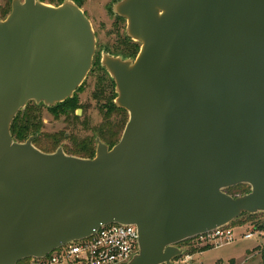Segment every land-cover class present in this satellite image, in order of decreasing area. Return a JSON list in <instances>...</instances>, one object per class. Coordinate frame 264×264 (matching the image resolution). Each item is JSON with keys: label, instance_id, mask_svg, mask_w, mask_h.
<instances>
[{"label": "water", "instance_id": "95a60500", "mask_svg": "<svg viewBox=\"0 0 264 264\" xmlns=\"http://www.w3.org/2000/svg\"><path fill=\"white\" fill-rule=\"evenodd\" d=\"M113 13L140 48L102 58L127 121L92 159L10 132L29 102L73 97L92 66L89 20L71 0H12L0 20V264L107 224L137 229L127 264H173L180 243L264 213V0H121Z\"/></svg>", "mask_w": 264, "mask_h": 264}, {"label": "rangeland", "instance_id": "374dc122", "mask_svg": "<svg viewBox=\"0 0 264 264\" xmlns=\"http://www.w3.org/2000/svg\"><path fill=\"white\" fill-rule=\"evenodd\" d=\"M20 1L22 2L23 0ZM11 2L12 0H0V20L5 19L2 17L3 11H8L7 15L9 14ZM114 4L113 0H83L80 6V9L91 24L95 38V51L91 69L79 87L81 90H76L79 96V103L82 106L81 111L78 109L80 113L79 120L85 121L86 126L83 128L78 127V130L72 132L71 127L67 128L63 117L56 119L49 116L44 108L42 114L43 133L52 134L61 131L69 135L76 133L79 138L86 136L92 138L95 136V129L103 121V117L101 110L97 108L90 94L93 87L96 88L95 82L101 79L98 75L99 72H92L93 64L98 58L102 59L103 56L113 57L116 54H126L127 48L129 47L130 49L132 44L127 37L126 22L118 21V16L113 13ZM128 60L131 61L132 59ZM102 82L103 84L105 83V81ZM115 115L114 113L112 117L108 116L113 119L116 118ZM124 118L127 120V114L124 115ZM63 144L67 145L69 142H63ZM263 224L264 213H257L252 216L243 214L232 222L230 227L237 228L236 233L240 237L239 235ZM178 247L183 250V255L193 254L194 261L202 264H264V238L262 237L250 240H240L238 238L237 242L233 244L215 249L213 247H192V245V248L187 245H178ZM201 249L203 251H200Z\"/></svg>", "mask_w": 264, "mask_h": 264}, {"label": "built area", "instance_id": "2783aa9c", "mask_svg": "<svg viewBox=\"0 0 264 264\" xmlns=\"http://www.w3.org/2000/svg\"><path fill=\"white\" fill-rule=\"evenodd\" d=\"M230 225L218 227L190 239V247L220 248L240 240L264 238V230L252 229L239 235ZM191 247V248H192ZM138 252V232L134 226L123 224L101 225L89 237L69 242L42 259L28 258L17 264H127ZM173 264H202L193 254L183 255Z\"/></svg>", "mask_w": 264, "mask_h": 264}, {"label": "flooded vegetation", "instance_id": "af4514ba", "mask_svg": "<svg viewBox=\"0 0 264 264\" xmlns=\"http://www.w3.org/2000/svg\"><path fill=\"white\" fill-rule=\"evenodd\" d=\"M124 46L126 47V45ZM127 49L128 50L126 54H129L131 52V46L130 49L129 47ZM126 54H116L113 57L122 58V56ZM127 59H131V58H126L124 60ZM93 65L94 66L92 72L95 71L99 72L98 75L101 77V79L95 82L96 88L93 87V90L90 94H91V98L95 101L97 108L101 110V115L103 117V121L95 129V136H93L92 138L88 136L79 138L76 136V133L69 135L61 131L52 134H46L42 132V127H43L42 114L44 108L46 109L45 111L46 114L49 116H52L56 119L59 117H63L64 118L63 121L66 123L67 128L71 127L72 132L74 130L75 131L78 130L77 129L78 127L83 128L84 126H86L85 121L79 120V116H80L79 110L82 109V106L79 103V96L77 95L76 92L74 93L72 100L76 104L77 108H75L71 114L56 113L52 111L51 107H47L42 103L36 104L34 102H29L26 105L27 108L30 107V105L31 106L35 105L37 108L36 115H37L38 125L40 127L39 133L33 135L34 139L32 141V144L36 149L41 151L42 149L40 147H45L47 148L46 150L50 151L51 146L53 147L56 145V148L53 151H50L51 153H54L56 150L61 149L68 156L82 158V159H92L96 155L98 143L105 145L108 149H111L114 145L118 143L123 133L125 125L123 126L124 113L122 109L118 108L115 105V99L117 97L116 86L112 78L108 75L107 71L104 69V67H102V59L98 58L95 61V64ZM102 81H105V83L103 84ZM77 90L80 91L81 88ZM57 111H59V109H57ZM114 113L116 114L115 115L116 118H113L115 119V121H113V119L111 118L114 115ZM108 115H110L111 117H109ZM33 136H29L25 141H27L30 137ZM116 139L118 140L116 141ZM63 142L64 143L69 142V144L64 145Z\"/></svg>", "mask_w": 264, "mask_h": 264}, {"label": "trees", "instance_id": "16d2710c", "mask_svg": "<svg viewBox=\"0 0 264 264\" xmlns=\"http://www.w3.org/2000/svg\"><path fill=\"white\" fill-rule=\"evenodd\" d=\"M40 2L43 3H47V4H56L59 5L60 3H62L64 0H38ZM73 1L78 7L81 6V3L83 0H71ZM114 3L118 2L119 0H113ZM8 11H3L2 13V17H6L7 16ZM118 21H124V19L117 17ZM131 44V52L129 54L123 55L122 59H126V58H131L134 59L136 57V54L138 53V48H139V44L132 42L129 39ZM123 59V60H124ZM53 112L56 113H61V114H71L73 112V110L76 107V104L73 102L72 98L67 99L66 101H64L63 103L57 104L54 107H51ZM36 106L35 105H30V107L27 108V106L22 109L21 111H19L16 115V117L13 120V123L11 125V136L14 139V141L19 142V143H23L29 136H33L35 134L39 133L40 127L38 125V121H37V115H36ZM57 109H59V111H57ZM124 115L126 114V112L124 110H122ZM125 118L123 120V126L126 124ZM122 126V127H123ZM118 139H116L117 141ZM56 144V143H54ZM42 150V152L44 153H51L50 151H53L56 148L55 146H51V150L48 151L46 150L47 148L45 147H40ZM249 192V187L246 185H239L236 186L234 188H229L225 191V193H227L228 195H231L232 197H238L241 196L243 194H246ZM252 216V215H251ZM256 229L258 230H264V224L257 227ZM179 245H190V240H186L182 243H180ZM200 251H203L202 249Z\"/></svg>", "mask_w": 264, "mask_h": 264}]
</instances>
